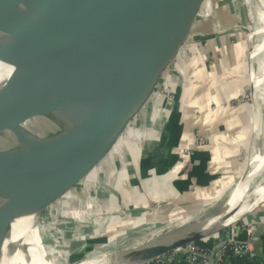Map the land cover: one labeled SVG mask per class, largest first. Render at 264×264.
Returning a JSON list of instances; mask_svg holds the SVG:
<instances>
[{"label":"water","instance_id":"1","mask_svg":"<svg viewBox=\"0 0 264 264\" xmlns=\"http://www.w3.org/2000/svg\"><path fill=\"white\" fill-rule=\"evenodd\" d=\"M212 1L74 0L53 27L39 28L44 0H0V62L11 68L0 82V242L66 229L63 243L81 228L71 223L94 217L87 213L115 190L154 108L173 92ZM236 29L248 30L226 32ZM227 196L203 220L193 219L207 208L97 264H146L264 203L226 223L238 211L223 209Z\"/></svg>","mask_w":264,"mask_h":264},{"label":"crops","instance_id":"2","mask_svg":"<svg viewBox=\"0 0 264 264\" xmlns=\"http://www.w3.org/2000/svg\"><path fill=\"white\" fill-rule=\"evenodd\" d=\"M239 16L240 22L228 24V30L246 25L241 13ZM211 37L199 35L175 82L176 94L163 106L154 108L148 129L121 176L122 184L118 187V182L109 195L115 206L137 209L127 214L129 222L137 219L139 223L142 219V227L150 224L147 211L153 203L159 207L155 214L162 217L154 220L165 221L164 216L170 215V209L177 205L200 204L194 211L197 213L208 207L204 205L227 196L262 142L254 100L259 90L253 80L254 69L251 70L248 30L236 29ZM237 98L233 104L232 99ZM199 129L206 137L203 144L196 138ZM252 143L255 145L251 156ZM175 217L170 221L181 219ZM241 221L247 227L233 224L225 231L229 230L235 243L248 242L250 252L237 253L229 264H264V203L238 223ZM201 242L214 247L224 243L217 234ZM229 251L227 245L225 252ZM166 258L170 264H199L190 263L177 252Z\"/></svg>","mask_w":264,"mask_h":264},{"label":"bare ground","instance_id":"3","mask_svg":"<svg viewBox=\"0 0 264 264\" xmlns=\"http://www.w3.org/2000/svg\"><path fill=\"white\" fill-rule=\"evenodd\" d=\"M4 1H5L4 3H7L6 2L7 0H4ZM44 1L47 6L42 11H44L46 8H49V9H47L45 13L41 15L40 18L38 17L40 21L36 23V27H39V28L53 27V23L58 20L56 16L62 14L59 12H62L64 8L70 9L71 4H73L74 2V0H44ZM235 1L237 3L238 9H240L242 19H244L245 24L249 26V30H250V43L252 46L251 52H252V58H253V68L251 67V70L254 69L253 70L254 83L255 85L257 84L256 87H258V90L262 92V93L261 92L258 93L259 91H256V94H255L256 99L254 100L256 103L257 114L261 113L260 120L263 122V116H264V0H235ZM252 12H253V15H252ZM51 13H53V15L50 16ZM8 69H11V68L0 62V82L1 80L5 79L9 75L10 70ZM262 122L258 123L259 133H260L258 134L262 136V138H260L262 139V142H260V146L257 147V149L259 150L253 155L254 158L250 163V172L236 183V185L231 190L230 194L221 202L222 204L221 206L224 207L223 209L225 211L238 208V211L235 214H233L230 218H228L226 223L233 221L234 219H236L237 217H239L246 211L253 209L257 203L264 200V129H262ZM245 196H248V197L246 198ZM213 208H214L213 205L208 206L207 209H205L199 217H196L193 220L195 221L203 220L207 216V212H209L210 210L212 211ZM110 214L115 216L114 213H110ZM222 215L223 214H220L219 216L221 217ZM190 216L183 217L181 219L179 218L178 221L167 224V227H172L178 223L187 222ZM220 217L214 219V221L219 219ZM109 219H110L109 216L102 215V216H96V217L90 218L89 220H85V221L79 219L75 223H71V224L82 225L85 223H90L92 225H95L93 224L94 222H102L101 220H103L104 224H106L109 221ZM24 220L28 221L26 222L27 224L33 222L31 218H27ZM211 221L212 219L210 220V222ZM19 223L20 221L16 222L17 225ZM158 225H162V224L157 223V224H153L149 226L147 225L146 226L147 228L140 230L139 232L140 234L137 237H135L136 233L132 235L130 234L122 235L119 237V239L118 238L113 239L111 245L115 246V245L124 243L125 241L129 239L134 241L133 245L140 244L144 240L150 239L159 233V231L161 230L163 226L155 229V227H157ZM99 226H95L93 230L94 231L97 230ZM63 231L66 232V230H63ZM60 232L61 230L59 231V233ZM69 234L72 235L73 237L77 236L78 238L76 240L80 242L83 241L82 244L79 243L78 248H82L84 246L86 248V250H84L82 254L83 253H84L83 255L86 254L85 257L88 256L87 259L77 264H97V263H100V260L102 261L103 259L102 257L93 258L91 251L87 250L90 248V245L86 241L89 238L90 234H87L85 232H77L76 234H72V233H69ZM56 237H57L56 239L59 238L58 236ZM81 239H86V240H81ZM47 241L48 239L41 241L40 237L37 234L34 235L33 237L31 236V239L25 238L24 240H20V241L17 240L16 242L14 240V243H12L11 238L6 239L5 241L0 242V264H70L69 260L65 261L66 259H63L62 261V256H60V254L57 253L56 249L52 246V244H49ZM78 250L80 252L81 249H78ZM100 251H101V248H100Z\"/></svg>","mask_w":264,"mask_h":264},{"label":"rangeland","instance_id":"4","mask_svg":"<svg viewBox=\"0 0 264 264\" xmlns=\"http://www.w3.org/2000/svg\"><path fill=\"white\" fill-rule=\"evenodd\" d=\"M238 10V11H237ZM238 6L235 0H213L212 1V7L210 9V13L209 16L206 18L205 21H203L200 30H199V35H201V37H204L205 39H209L211 36H217L220 33L226 32L228 30V24L233 25L234 23H237L238 21L240 22V13H239ZM231 12V13H230ZM253 15V12H252ZM248 27V38L250 40V30H249V26ZM252 27V26H251ZM251 29V28H250ZM212 38V37H211ZM201 46L199 45L196 49V51H200L199 48ZM173 92H176L173 90ZM234 98V96L232 97ZM169 99V98H168ZM249 99V98H248ZM237 99H232V103H236ZM258 118L257 121L261 122L260 118H261V113L257 114ZM258 122V123H259ZM201 129H199L198 131H196V135L200 134ZM253 145V143H252ZM255 145V144H254ZM253 146H251L249 153H252V149ZM249 150V149H248ZM259 149H255L254 152L256 153ZM254 153V154H255ZM248 158V157H247ZM122 178L119 181V185L122 184ZM110 190H106V193H109ZM113 192H111L112 194ZM113 199V198H112ZM112 199L110 200V196H107L106 199L104 200V202L100 205V207H98L95 210H90L89 215H93L94 217L96 216H109L110 219L109 221L104 224V221L101 220L102 222H94L92 225L90 223H85L80 225L81 228L78 232H85L87 234H90L89 238L87 239L86 242L89 243L90 248L87 250L91 251L92 257L94 258H105L111 254H114L116 252H118L119 250H121V247L124 243L126 242H131L133 240L129 239L127 241H125L124 243L112 246V241L115 238H118L122 235H127V234H135V237L139 236V232L140 230L147 228V225H144L142 227L143 224V220L141 219L138 223L137 219H133L132 222H129V216L126 214L122 215V216H117V215H112L110 214L111 212L114 211H122L123 207L121 206H115L114 203L112 202ZM219 201V199L217 200ZM216 201V202H217ZM212 204H215V202H210ZM208 205H204V206H210ZM203 206V208H204ZM201 207L200 204H193L191 203L190 205H183V206H176L173 207V210L171 211L170 209V215L168 216H164V220L165 221H160V220H154L156 217L159 219H162V217L158 214H155V212L157 211V209L159 210V207L153 203L152 204V208L156 209L155 211H147V215H148V219L151 220L152 222H150L149 225H153V224H162V225H158L156 228H165V226L167 224H170L172 219L170 218H177L175 216H181V218L183 216H185L186 214H190V212H194L197 211V209ZM89 211V210H87ZM110 212V213H109ZM169 212V211H168ZM186 212V213H185ZM172 214V215H171ZM179 214V215H178ZM185 214V215H183ZM137 215V214H134ZM183 215V216H182ZM166 218V219H165ZM83 220V219H80ZM179 219H177L176 221H178ZM148 222V221H147ZM138 224H141V226H139ZM73 225H79V224H73ZM100 225V226H99ZM69 226V225H68ZM95 226H99V228L97 230H93V228ZM83 227V228H82ZM141 227V228H139ZM139 228V229H138ZM149 228V227H148ZM66 230V229H65ZM64 233V231L59 233H57V235L53 236L52 239H48V243L52 244V246L56 249L57 253L60 254V256H62V261L63 259L70 260L71 258V263L73 264H77L81 261H84L85 259H87V257H85V255L82 254V252H84V250H86L85 246L82 248H78L79 243H83L76 240L78 237L75 236L73 237L72 235H70L69 233L67 234L68 236H66L67 238L64 239L63 243H62V239L59 238L60 243L59 244H55V240H56V236L60 237L62 236ZM59 234V235H58ZM134 236V235H133ZM17 241L16 239H14V237L11 238L12 243H14ZM81 240H86V239H81ZM43 241V240H41ZM73 242V246L71 247V243ZM134 242V241H133ZM107 245V247H106ZM101 248V251H100ZM78 249H81L80 252ZM107 251V252H106ZM109 251V252H108ZM106 255H104V254Z\"/></svg>","mask_w":264,"mask_h":264},{"label":"built area","instance_id":"5","mask_svg":"<svg viewBox=\"0 0 264 264\" xmlns=\"http://www.w3.org/2000/svg\"><path fill=\"white\" fill-rule=\"evenodd\" d=\"M174 94H176V92H172L169 99H172V97H174ZM196 138H197L198 143L200 144H203L206 142V137L201 132L200 134H197ZM234 224H239L242 227H247V224L243 223L242 221L239 223L236 222ZM226 229L217 233V235H219L224 242L222 243L221 246L214 247L212 245H207V244L200 243V242H192L173 252L180 253L190 263L229 264L230 259L234 258V256L237 255V253L239 252L249 253L250 247H249L248 242L235 243L233 241L234 237L231 234L227 233L229 230L225 231ZM227 245L230 246V251L228 254L225 252ZM168 254L169 253L159 256L157 258H154L150 260L149 262H147L146 264H170L166 258Z\"/></svg>","mask_w":264,"mask_h":264},{"label":"trees","instance_id":"6","mask_svg":"<svg viewBox=\"0 0 264 264\" xmlns=\"http://www.w3.org/2000/svg\"><path fill=\"white\" fill-rule=\"evenodd\" d=\"M198 242L202 243L201 241H198Z\"/></svg>","mask_w":264,"mask_h":264}]
</instances>
